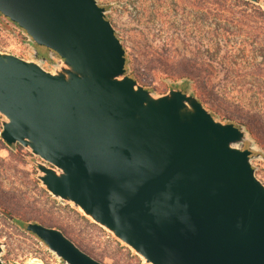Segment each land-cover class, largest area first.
<instances>
[{
    "label": "water",
    "instance_id": "obj_1",
    "mask_svg": "<svg viewBox=\"0 0 264 264\" xmlns=\"http://www.w3.org/2000/svg\"><path fill=\"white\" fill-rule=\"evenodd\" d=\"M0 12L30 41L27 58L0 50L1 137L31 152L52 196L145 264H264V149L246 125L208 109L188 77L159 94L128 75L97 0H0ZM26 229L64 264H104L59 228ZM4 252L0 240V264Z\"/></svg>",
    "mask_w": 264,
    "mask_h": 264
},
{
    "label": "rangeland",
    "instance_id": "obj_2",
    "mask_svg": "<svg viewBox=\"0 0 264 264\" xmlns=\"http://www.w3.org/2000/svg\"><path fill=\"white\" fill-rule=\"evenodd\" d=\"M108 1L112 5L107 16L140 83L159 94L183 84L171 83L170 79L180 78L168 77L160 68L151 69L147 59L154 52L201 58L209 65L200 66L203 77L192 85L197 97L208 109H216L222 120L231 116L234 123L251 120L264 128L263 18L246 11L237 26L229 12L203 0ZM0 50L27 58L30 47L27 49L15 25L0 21ZM1 129L0 116V135ZM34 161L21 145L0 142V240L4 242L5 263L40 259L44 264H64L26 229L29 219L36 218L64 231L104 264H145L111 233L52 196L41 185ZM254 165L258 179L264 182V159L254 160Z\"/></svg>",
    "mask_w": 264,
    "mask_h": 264
},
{
    "label": "trees",
    "instance_id": "obj_3",
    "mask_svg": "<svg viewBox=\"0 0 264 264\" xmlns=\"http://www.w3.org/2000/svg\"><path fill=\"white\" fill-rule=\"evenodd\" d=\"M205 3H214L217 7L216 9L222 11V12H229L232 15V23H235V25H239V21L244 19L246 11H250L252 16L260 17L264 19V10L260 8V6L253 4L249 2L248 0H203ZM237 21V22H235ZM152 56L147 59V62L152 67L151 69H162V73L167 75L168 77L172 78H183L188 77L193 80V83H196L199 81L202 76V69L200 66L202 64H206L205 60L198 58V59H192L187 58L185 56L182 57H175L169 54H163V53H157L154 52L151 54ZM126 70L128 75L131 77H134L136 80V72L131 68V58L126 50ZM211 63V60H209ZM209 65V64H206ZM188 87V82H184L182 85H172L171 88H178V89H184ZM194 94L197 96V93L194 92ZM199 100L204 103V100L201 99L198 96ZM215 114H220L216 109H210ZM228 122H236L233 117L227 118ZM242 124L246 125L247 128L252 133L253 137L256 138L260 146L264 149V128L257 126V124L254 121L251 120H244ZM0 142L4 144L6 143L1 135H0ZM11 146L13 144H10ZM33 222H38L40 224L54 227L51 224H47L44 221L37 220L36 218L29 219ZM25 225V224H23Z\"/></svg>",
    "mask_w": 264,
    "mask_h": 264
},
{
    "label": "flooded vegetation",
    "instance_id": "obj_4",
    "mask_svg": "<svg viewBox=\"0 0 264 264\" xmlns=\"http://www.w3.org/2000/svg\"><path fill=\"white\" fill-rule=\"evenodd\" d=\"M98 1V4L104 8H106V10H111V5H112V2L108 1V0H97ZM109 18V16H108ZM0 21L1 22H5V23H11L12 25H15L18 29V35H21L22 36V39L24 40V43H25V46L27 47V49L29 48V38L27 37L26 35V32L20 28L15 22H13L10 18L4 16L1 12H0ZM26 35V36H25ZM36 47H38V49H41V50H44V52H41L40 50V55L43 53L45 54V56H48V53L50 52V49H47L45 47H42V46H39V45H35ZM28 56V54H27ZM35 235V234H34ZM36 236V235H35ZM40 239V238H39ZM41 240V239H40ZM41 242H43L41 240ZM44 243V242H43ZM45 244V243H44ZM46 245V244H45ZM47 246V245H46ZM48 248V246H47ZM49 249V248H48ZM50 250V249H49ZM51 251V250H50ZM53 252V251H52Z\"/></svg>",
    "mask_w": 264,
    "mask_h": 264
}]
</instances>
